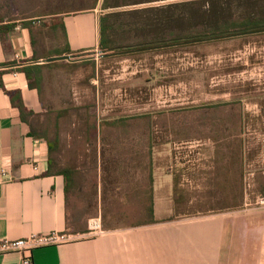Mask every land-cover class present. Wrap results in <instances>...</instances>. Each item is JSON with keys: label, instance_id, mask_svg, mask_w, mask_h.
I'll use <instances>...</instances> for the list:
<instances>
[{"label": "crops", "instance_id": "obj_1", "mask_svg": "<svg viewBox=\"0 0 264 264\" xmlns=\"http://www.w3.org/2000/svg\"><path fill=\"white\" fill-rule=\"evenodd\" d=\"M5 2L0 241L54 232L76 237L35 249L34 264H264V205L239 191L236 160L219 162L218 175L190 174L186 162L162 165L151 116L101 117L74 103L75 86L87 82L79 71L98 68L96 53L113 55L101 52L105 14L96 6L57 7L19 18ZM26 66L31 80L20 70ZM256 176L264 199V172ZM94 218L103 229L96 235L88 227ZM0 264H22V256L0 255Z\"/></svg>", "mask_w": 264, "mask_h": 264}, {"label": "rangeland", "instance_id": "obj_2", "mask_svg": "<svg viewBox=\"0 0 264 264\" xmlns=\"http://www.w3.org/2000/svg\"><path fill=\"white\" fill-rule=\"evenodd\" d=\"M111 1L114 6L107 10L104 0L5 3L19 18L96 6L99 15L120 13L126 22L139 23L131 42L119 45L110 58L96 53L98 68L79 71L87 82L82 90L75 86L74 103L92 107L101 117L151 116L158 124L162 165L186 162L190 174L218 175L219 162L236 160L239 191L243 188L249 202L260 204L256 175L264 172V31L175 44L170 33L187 29L189 9L202 13L206 0ZM257 4L255 14L264 0ZM191 139L195 141H187ZM213 183L219 182L207 185ZM191 186L185 189L192 193ZM95 223L101 224L100 219H91L88 227Z\"/></svg>", "mask_w": 264, "mask_h": 264}, {"label": "trees", "instance_id": "obj_3", "mask_svg": "<svg viewBox=\"0 0 264 264\" xmlns=\"http://www.w3.org/2000/svg\"><path fill=\"white\" fill-rule=\"evenodd\" d=\"M206 1L207 7L203 9L202 13L192 8L189 9L187 29L170 33L169 37L172 38L173 43L200 42L211 38L216 39L264 31V7L255 14V10L259 8L257 0H255V3L252 0L249 2L244 0ZM233 2L237 3L234 4ZM194 3L189 2L186 4L192 7V5H195ZM113 4L111 0H104L102 8L104 10L110 9L114 6ZM241 8H243L242 13H238ZM122 18L120 13H108L101 18V52L103 51L105 55L111 49L116 51L119 45L131 42V35L135 28L140 27L139 23L126 22ZM32 23L34 22L32 21ZM23 25L27 24L23 23ZM14 27V24L6 26L9 31H12ZM20 70H23L31 80L30 68L26 66ZM148 212L153 215L154 211L152 209Z\"/></svg>", "mask_w": 264, "mask_h": 264}, {"label": "built area", "instance_id": "obj_4", "mask_svg": "<svg viewBox=\"0 0 264 264\" xmlns=\"http://www.w3.org/2000/svg\"><path fill=\"white\" fill-rule=\"evenodd\" d=\"M4 172V171H3ZM260 205H264V199L260 198ZM90 232L93 234H100L103 232L102 225L95 223L94 226H89ZM76 237L64 233H49L47 235H33L17 240H2L0 241V255L10 253H19L22 256V264H34L33 251L35 249L59 245L64 242L72 241Z\"/></svg>", "mask_w": 264, "mask_h": 264}, {"label": "water", "instance_id": "obj_5", "mask_svg": "<svg viewBox=\"0 0 264 264\" xmlns=\"http://www.w3.org/2000/svg\"><path fill=\"white\" fill-rule=\"evenodd\" d=\"M75 56H66V57H62V58H56V59H50V61H55V60H58V59H64V60H72L74 59Z\"/></svg>", "mask_w": 264, "mask_h": 264}]
</instances>
